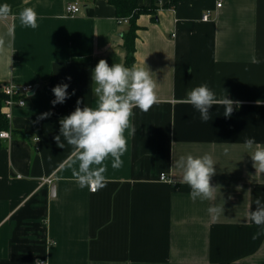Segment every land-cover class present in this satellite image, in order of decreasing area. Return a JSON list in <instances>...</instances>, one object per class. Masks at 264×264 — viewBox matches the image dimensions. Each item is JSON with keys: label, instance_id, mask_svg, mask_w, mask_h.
<instances>
[{"label": "crops", "instance_id": "obj_1", "mask_svg": "<svg viewBox=\"0 0 264 264\" xmlns=\"http://www.w3.org/2000/svg\"><path fill=\"white\" fill-rule=\"evenodd\" d=\"M137 2L153 10L137 17L133 65L152 72L158 103L133 109L123 166L113 169L109 157L106 187L92 192L59 167L71 146L54 137L77 100L96 107L93 70L101 59L124 64L129 23L106 0H0L12 8L0 21L11 42L0 54V85L35 86L10 108V138L0 142V264H264V229L249 219L256 199L264 202V173L244 147L248 138L264 147V0ZM69 3L79 11L70 14ZM26 7L37 14L35 29L20 23ZM64 83L70 98L53 106L52 89ZM205 83L242 106L228 118L213 106L203 122L183 101ZM45 112L52 115L37 120ZM189 154L215 160L214 200L190 198L174 167ZM211 206L224 213L213 220Z\"/></svg>", "mask_w": 264, "mask_h": 264}, {"label": "clouds", "instance_id": "obj_2", "mask_svg": "<svg viewBox=\"0 0 264 264\" xmlns=\"http://www.w3.org/2000/svg\"><path fill=\"white\" fill-rule=\"evenodd\" d=\"M11 14L12 8L9 4H0V21H6ZM19 20L22 26L32 29L38 27L37 14L31 7L20 11ZM15 32L16 25L11 24L7 27L6 36L14 40ZM8 49H11V42L6 43L5 38L0 36V54ZM252 63L260 64L261 60L253 57ZM151 73L148 67L133 65L130 68L121 63L109 66L106 60H99L92 73V80L96 85L93 90L97 96L96 107L81 108L79 107L81 101L77 100L76 109L60 120V135L55 136L54 139L60 148H64L66 142L71 146V152L59 167L70 169L72 177L81 189L88 187L90 191L95 192L106 187L105 161L109 157L112 158L113 169L123 166L121 157L127 151V139L124 133L128 129H131L130 135L136 133V128L130 123L133 109L139 108L147 112L158 103L157 82L152 78ZM67 79L70 80L71 77ZM68 88L69 84L64 83L52 89L55 96L51 101L53 106L63 104L70 98ZM74 94L75 90L71 95ZM183 102L192 105L200 113L203 122L211 119L210 109L213 106H222L226 118L231 117L234 111L242 106L241 101L230 99L227 93L217 98L206 83L193 88ZM256 103L259 105L261 102ZM51 115V112L42 113L37 120L46 119ZM244 147L253 150L251 159L256 173H264V147L257 145L254 138L246 139ZM228 151L229 148L226 147L224 154L227 155ZM215 165L216 162L210 154L198 157L189 154L174 162V167L182 172V182L191 189L190 198L193 201L197 198L215 199L218 186L213 187L210 182L216 174ZM255 205V210L249 213V219L264 229V202L258 198ZM208 212L215 220L224 213V207L211 206ZM261 234L256 233L253 239Z\"/></svg>", "mask_w": 264, "mask_h": 264}, {"label": "trees", "instance_id": "obj_3", "mask_svg": "<svg viewBox=\"0 0 264 264\" xmlns=\"http://www.w3.org/2000/svg\"><path fill=\"white\" fill-rule=\"evenodd\" d=\"M112 4L115 8L116 15L119 19L126 18L128 20V28L123 33V48L125 52L124 64L128 67H132L135 61V38L138 24L136 22L137 17L141 13L150 12L153 10V6L139 5L137 0H106ZM5 94L1 90L0 85V128L8 129V119L5 117L1 110Z\"/></svg>", "mask_w": 264, "mask_h": 264}, {"label": "built area", "instance_id": "obj_4", "mask_svg": "<svg viewBox=\"0 0 264 264\" xmlns=\"http://www.w3.org/2000/svg\"><path fill=\"white\" fill-rule=\"evenodd\" d=\"M216 6H221V2L218 1L216 3ZM80 9L79 5L77 3H69L67 5V11L70 14H75ZM202 20H208L209 14L205 12L202 17ZM124 22H127L128 20L126 18L121 19ZM33 85L31 84H24V85H16L13 83H3L1 84V90L5 94V98L3 100L2 104V112L4 113L5 117L8 119L10 117V108H12L14 105H23L24 99L23 95L28 94L32 89ZM10 138V131L7 129H1L0 128V142L2 139H9ZM160 179L161 180H168V177L166 173H160ZM47 181V180H46ZM37 264H43V261L38 262Z\"/></svg>", "mask_w": 264, "mask_h": 264}, {"label": "water", "instance_id": "obj_5", "mask_svg": "<svg viewBox=\"0 0 264 264\" xmlns=\"http://www.w3.org/2000/svg\"><path fill=\"white\" fill-rule=\"evenodd\" d=\"M34 88H35V86L33 87V89H32V91H31V92H33V91H34Z\"/></svg>", "mask_w": 264, "mask_h": 264}]
</instances>
